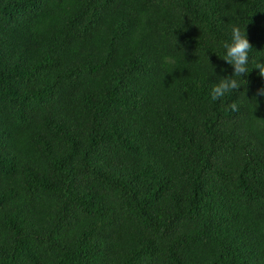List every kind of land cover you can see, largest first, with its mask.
I'll return each mask as SVG.
<instances>
[{
	"label": "trees",
	"instance_id": "16d2710c",
	"mask_svg": "<svg viewBox=\"0 0 264 264\" xmlns=\"http://www.w3.org/2000/svg\"><path fill=\"white\" fill-rule=\"evenodd\" d=\"M258 64L264 0H0V264H264Z\"/></svg>",
	"mask_w": 264,
	"mask_h": 264
},
{
	"label": "clouds",
	"instance_id": "9594fccd",
	"mask_svg": "<svg viewBox=\"0 0 264 264\" xmlns=\"http://www.w3.org/2000/svg\"><path fill=\"white\" fill-rule=\"evenodd\" d=\"M232 40L231 43H226V56L224 60L234 66L233 74L229 77H224L220 82L213 88L211 96L213 100L224 97L229 91L236 90L239 88L240 83L234 77L244 76L248 73L246 67L249 60V52L252 48V44L249 42L246 34L241 31L239 26L233 25L232 29ZM259 69L261 76H264V64L256 65ZM261 94H264V89L261 90ZM233 111H237L238 107L235 103L230 105Z\"/></svg>",
	"mask_w": 264,
	"mask_h": 264
}]
</instances>
